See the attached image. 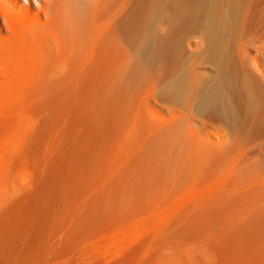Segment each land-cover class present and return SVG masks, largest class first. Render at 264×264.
Returning <instances> with one entry per match:
<instances>
[{"label": "rangeland", "instance_id": "rangeland-1", "mask_svg": "<svg viewBox=\"0 0 264 264\" xmlns=\"http://www.w3.org/2000/svg\"><path fill=\"white\" fill-rule=\"evenodd\" d=\"M186 4L150 0L133 31L134 50L144 57L154 41L159 49L183 47L170 63L160 58L148 68L147 56L140 61L149 76L168 65L158 74L163 84L183 67L200 75L205 29L195 31L184 18ZM0 28L6 30L3 22ZM93 31L91 25L90 36ZM19 47L0 53V264H264V222H255L264 218V161L222 160L223 150L244 144L242 129L230 138L226 127H205L206 161H194L188 138L201 124L186 131L151 128L148 107L137 124L147 86L135 97L114 78L92 91L83 61L66 66L63 81L59 54L43 64L41 53L28 58V51L16 53ZM260 66L264 72V57ZM259 109L243 106L240 118L249 126ZM158 111L168 120L167 111ZM133 156L140 160L127 161ZM245 182L259 186L227 202L226 194L243 193ZM213 201L216 210L208 207Z\"/></svg>", "mask_w": 264, "mask_h": 264}, {"label": "bare ground", "instance_id": "bare-ground-1", "mask_svg": "<svg viewBox=\"0 0 264 264\" xmlns=\"http://www.w3.org/2000/svg\"><path fill=\"white\" fill-rule=\"evenodd\" d=\"M175 1L164 0V4L173 5ZM180 1L186 2V7L189 6V9L186 8L183 11V16L195 24L194 30L199 32L201 27L205 29V34H201L200 45L202 57L199 58V66L202 67L197 66L198 69L196 68L195 71H199L200 75L198 73L194 77L189 74V69L183 67L176 77L170 78L169 82L163 84L162 81L164 80L159 77L162 73L160 70L166 69L168 63L166 67H160L161 73L158 71L151 76L147 74L148 70H143L144 67L140 61H146V56L147 61H150L148 67L150 68L160 58L170 63L183 48L180 45V48L178 46L177 49H169L166 43L164 47L160 46L159 49L155 46L154 41L153 44L150 42L153 46L149 45L151 48L144 51L145 57L144 54L139 55L138 50L135 52L134 43L136 41H132L133 31L137 27L136 21L143 15L150 0H22L26 6H21L19 0H0V26L3 22L6 27V30L0 28V53L18 45L22 52L21 49L17 51L18 48L15 49L17 52L15 50L13 52L22 54L25 51L24 54H26L28 51L31 55L28 52L24 55H29L28 58L41 53L39 56L42 55L40 60L42 63L44 58L50 57L51 59L53 54L56 56L59 54L57 58L61 56L58 60L62 63L61 66L59 65V74H65L62 78L63 81L69 79V76L65 79L66 66H70L79 60L80 62L83 61L85 65L87 64L86 84L88 86L91 84L89 87L91 90L93 86V89L98 91L107 80L114 78H119L122 83L129 84L130 86L127 88L133 90L132 93H135V97L140 91H143V89L141 90L143 86H147L149 89H146L147 98L150 100L151 96L154 99L152 101L159 103V108L167 111L170 116L168 120V116H161L162 113L158 111L159 108L152 107V109L150 106L152 104L147 103V99V102L140 103L143 104L139 107L136 116L137 124L143 125L146 117L143 116L145 114L142 115V108H144L143 111H147L145 109L147 107L150 109V113L147 111L150 116L147 113L146 115L150 118L147 119L152 122L151 128L154 125L162 130L166 129V131L169 129L186 131L197 128L195 122L201 124L202 128H197L195 135L188 138V141L197 150L195 153L197 157L192 156L194 161H206L203 153L206 133L203 129L207 126L213 128L216 126L219 129L226 127L230 138L233 136L232 132L235 134L240 129L243 131L241 133L244 144L239 146V150H236L234 146L231 147V149L233 148L231 152H233L227 153L228 155L223 150V161H264V72L260 70L264 57V0ZM35 4L36 11L33 10ZM126 21H128L127 25ZM91 25L94 26L92 36L89 35ZM5 32H10L13 35L8 39L4 38L3 33ZM159 43L162 44L160 41ZM45 48L50 49V53ZM188 48L190 49V47ZM54 49L58 52L57 54H55ZM191 50L193 49L188 51ZM44 52L48 53L47 57V53ZM86 52L87 56L85 55ZM195 53L197 54V52ZM255 53L259 54L260 57L253 56ZM124 55L125 61L122 60ZM154 55L155 57L152 58ZM191 56L189 57L192 59L193 55ZM38 58L40 59L37 57L34 60L37 61ZM50 59L45 60L47 61L46 64ZM75 68L77 67L74 66L73 69ZM57 79L59 80L60 77ZM89 88L87 87V89ZM91 90L90 93H92ZM127 95L126 93L125 96ZM148 95L150 96L148 97ZM257 104L260 109L254 113L253 121H250L248 126L246 120L240 118L243 106L248 110V107H256ZM144 105L145 107H143ZM149 123L146 124L149 125ZM229 154L231 159L227 160L226 157L230 156ZM130 158L131 160L127 161H132L135 156ZM137 160L140 159L137 158ZM261 180L262 178L259 177L258 182ZM258 186V184H254L251 187L248 182H245L242 187L243 193L231 191L230 195L226 194L225 200L228 202L231 199L247 197ZM218 205L217 202L213 201L208 207L216 210ZM262 221L264 222V218L261 216L255 219L256 223H262Z\"/></svg>", "mask_w": 264, "mask_h": 264}]
</instances>
